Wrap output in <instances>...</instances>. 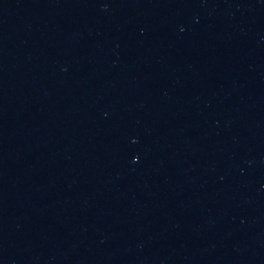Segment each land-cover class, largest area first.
Listing matches in <instances>:
<instances>
[{
	"label": "water",
	"instance_id": "water-1",
	"mask_svg": "<svg viewBox=\"0 0 264 264\" xmlns=\"http://www.w3.org/2000/svg\"><path fill=\"white\" fill-rule=\"evenodd\" d=\"M144 264H264V0H179Z\"/></svg>",
	"mask_w": 264,
	"mask_h": 264
}]
</instances>
